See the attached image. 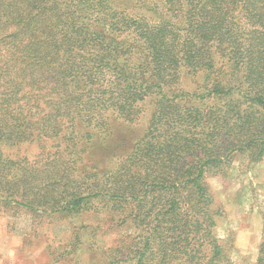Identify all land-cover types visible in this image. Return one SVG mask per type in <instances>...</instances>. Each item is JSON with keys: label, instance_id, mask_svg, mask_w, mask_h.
I'll return each instance as SVG.
<instances>
[{"label": "trees", "instance_id": "1", "mask_svg": "<svg viewBox=\"0 0 264 264\" xmlns=\"http://www.w3.org/2000/svg\"><path fill=\"white\" fill-rule=\"evenodd\" d=\"M156 1L148 17L119 0H0V204L71 216L99 199L133 229L112 264H230L206 176H224L237 154L264 156V0ZM191 75L200 93L182 88ZM146 113L122 154L111 121ZM42 139L90 159L73 162L77 176L47 177L58 160L30 180L3 148ZM84 178L110 188H55ZM41 179L53 189L42 193ZM253 264H264V244Z\"/></svg>", "mask_w": 264, "mask_h": 264}, {"label": "rangeland", "instance_id": "2", "mask_svg": "<svg viewBox=\"0 0 264 264\" xmlns=\"http://www.w3.org/2000/svg\"><path fill=\"white\" fill-rule=\"evenodd\" d=\"M119 2L132 12L149 17L153 15L151 9L157 1ZM202 86V81L197 77L191 75L183 78L182 88L189 93H200ZM148 121V113L134 124L112 120L108 137L110 143L117 145L125 154L144 134ZM93 141L97 143V140ZM90 153L86 149L79 155H61L45 139L3 148L4 156L15 162V167L25 165L29 172L34 173L29 176L33 181L42 178L40 173L50 167V162L58 160L62 166L59 165L53 172L47 171V177L55 173L67 174L70 170L77 176L79 171L73 167V162L80 166L81 157L84 159L82 164H86ZM93 155L98 163L108 161V154L101 150ZM233 160L224 176H206L218 212L214 235L228 250L230 264H253L260 246L264 244V156L259 162H254L247 154H237ZM100 168L105 169L103 166ZM42 181L47 182L42 179L38 181L42 193L53 189V186L44 188ZM31 187L35 193L34 186ZM55 188L74 195L84 190L106 191L110 188V182L84 178L79 184L63 181ZM114 216L99 199L91 201L80 214L71 216L60 212L31 213L26 209L10 211L8 206L0 204V264H112L113 250L128 242L133 233L130 225L115 221Z\"/></svg>", "mask_w": 264, "mask_h": 264}]
</instances>
